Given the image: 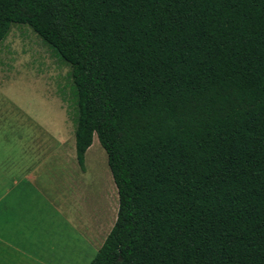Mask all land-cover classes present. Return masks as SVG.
Returning a JSON list of instances; mask_svg holds the SVG:
<instances>
[{"label": "trees", "instance_id": "16d2710c", "mask_svg": "<svg viewBox=\"0 0 264 264\" xmlns=\"http://www.w3.org/2000/svg\"><path fill=\"white\" fill-rule=\"evenodd\" d=\"M70 66L116 218L89 264H264V0H0Z\"/></svg>", "mask_w": 264, "mask_h": 264}, {"label": "rangeland", "instance_id": "374dc122", "mask_svg": "<svg viewBox=\"0 0 264 264\" xmlns=\"http://www.w3.org/2000/svg\"><path fill=\"white\" fill-rule=\"evenodd\" d=\"M3 54L0 60L7 71L0 85V107L10 108V121L22 119L25 111L27 119H35L51 134L70 137L73 129L74 139L76 104L70 66L24 23L10 25L0 41ZM71 152L70 264H89L116 218L118 196L96 135L84 154L83 168L74 145Z\"/></svg>", "mask_w": 264, "mask_h": 264}, {"label": "crops", "instance_id": "0c3cea01", "mask_svg": "<svg viewBox=\"0 0 264 264\" xmlns=\"http://www.w3.org/2000/svg\"><path fill=\"white\" fill-rule=\"evenodd\" d=\"M22 113L12 122L0 107V264H70L73 129L51 134Z\"/></svg>", "mask_w": 264, "mask_h": 264}]
</instances>
